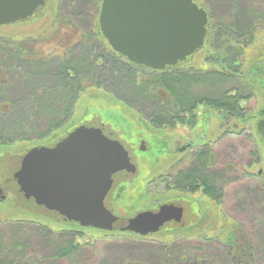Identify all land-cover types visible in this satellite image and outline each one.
Instances as JSON below:
<instances>
[{
	"label": "trees",
	"instance_id": "16d2710c",
	"mask_svg": "<svg viewBox=\"0 0 264 264\" xmlns=\"http://www.w3.org/2000/svg\"><path fill=\"white\" fill-rule=\"evenodd\" d=\"M62 1L60 18L72 33L68 32L65 41L55 46L54 41L38 43L36 39L0 42V89L3 92L6 88L8 96L6 101L0 100L1 142L13 144L51 136L72 120L76 103L91 87L107 89L155 129L175 130L188 124L193 117L191 114L199 106L220 113L223 121L247 120L242 103L249 99L248 95L232 90L215 94L214 89L239 77L245 48L253 42L258 30H264V13L260 9H251L240 0H219L227 4L226 18L229 20H215L212 26L209 25L204 48L209 64L214 63L222 69L192 73L187 66L155 70L129 62L111 49L101 33L99 15L103 0H91V8L84 9V12H77V8L71 13L66 12L68 9ZM203 1L209 3L213 0ZM88 16L93 19L91 28L76 24ZM71 18L76 22L69 20ZM13 80L29 84L19 98L8 95ZM200 87L207 88L210 94L193 93ZM218 184L211 196L215 195L220 202L223 185ZM176 188L175 180L173 189ZM207 189L209 192L208 185ZM259 205L264 207L263 202L257 200L255 206ZM232 223L234 226L230 230H214L213 237L200 233L199 245L190 251L177 243L181 239L179 231H172L176 235L173 241L155 243L153 246L157 250L143 249L146 254H156L157 251L162 264H255L250 232L234 219ZM110 234L133 238L140 243L145 240L130 233ZM120 243L107 245L102 255L106 256L108 249L111 253L114 246L119 247L118 253L121 252ZM216 246L226 256L221 257V261L208 251ZM95 249L93 236L73 228L56 232L33 221L0 222V264H93L87 255L95 254ZM120 255L118 264H150L137 255L129 258ZM188 256L192 258L187 260Z\"/></svg>",
	"mask_w": 264,
	"mask_h": 264
},
{
	"label": "rangeland",
	"instance_id": "374dc122",
	"mask_svg": "<svg viewBox=\"0 0 264 264\" xmlns=\"http://www.w3.org/2000/svg\"><path fill=\"white\" fill-rule=\"evenodd\" d=\"M95 1L97 2L98 0ZM240 1L245 6L256 10L260 9L264 13V0ZM194 2L207 12L209 19L207 33L209 25L212 26L215 20L221 22L222 20L228 19L226 18L228 15V8L225 2H220L219 0H213L209 3L203 0H194ZM60 5L63 6L62 0H48L47 6L38 19L29 23H18L0 27V42L36 39L38 43H49L54 41V43H56L54 44L55 46L63 42V40L65 41V37L71 33V29L66 28V25L60 18ZM90 5H92L91 0H64V6L68 9L66 12L70 13L75 12L77 8V12H84V9L88 7L91 8ZM69 20L75 21L76 19L71 18ZM92 20L91 16H88L80 19L78 21L80 23L75 22L78 26L80 25L88 29L92 26ZM61 29H63L64 32H61ZM67 42L69 44L71 43L69 39H67ZM208 57L206 49L203 48L195 57L194 61L187 66L188 70H192V73L205 72V70H220L214 63L209 64L207 60ZM242 59V66L238 72L239 77L233 78L225 84H221L216 90L214 87L213 89L215 94L226 90H232L241 92L244 96L248 95L249 99L242 103L247 118L246 121L230 119L221 123L220 113L209 107L200 106L198 109L200 113V123L195 129L191 131L181 127L175 130L155 129L148 124L146 126L142 117L135 110L121 102L115 95L109 94L107 89L91 87L82 94L76 103L74 116L71 120L72 124L67 130L69 131L79 126L100 128L103 129L106 136L122 143L126 149L130 151V155H133V163L138 164L137 166L139 167L140 183L137 184L138 186L136 185L137 187L134 186L133 188L136 187L134 189V194L140 198L145 195L143 194V183L145 184L149 178H155L166 170L164 167L165 165L162 164V166L160 163L165 160L174 163L177 160L178 155H176L173 150L181 145V139L188 138L197 144H202L203 141L209 139L215 140L214 142H217V144L213 147V151L216 154L217 169L223 171V169H221V166H223L220 162L221 160L224 161V163L231 162L236 165L244 161L248 165L247 170H245L248 174L241 175L240 171H238V174L231 173L230 176L235 175L234 177H236L238 175L242 177L240 179L242 182H237L238 184L228 186H226L225 183L223 199L220 202L217 201V204H214L210 199L204 197L202 193L193 196L194 200L198 199L201 202L200 212H197L195 206H193L195 209L192 207L186 208L184 221L187 226H189L197 220H202V222L204 220L202 227L213 225L215 222L214 227L209 228L207 231H202L206 236L213 237L212 232L214 230L215 232H224V229L230 230L233 228L234 224L232 221L225 220L224 218L227 216L232 217L236 222L240 223L242 226L244 225V229L247 230L248 233L250 232V242H253L254 245L253 253L255 255V264H264V207L260 208L261 210L259 211L255 206L257 200L259 202V199L260 203L263 202L264 204V194L258 193L257 195V181L264 183V134L258 132L256 124V114H259L261 109H264L263 29L255 33L253 42L243 52ZM212 83L215 85V82ZM27 85L29 86L28 83ZM27 85L25 81L13 80L11 86H9L8 95L12 96V98L23 96ZM208 88L212 92V87L210 88L209 86ZM209 90L205 87H200L198 90L194 89L193 93L197 91L200 94L208 95L210 94ZM6 96V88L3 92H1L0 89V100L6 101L8 97ZM62 131L63 130H59L56 134ZM141 137L146 139L150 146L148 152L141 151L139 144L140 139H142ZM50 139L51 137L42 140L16 142L8 144L6 145L7 147L4 148L6 152L3 155V159L8 164L9 183L6 201L0 203V220L7 218L9 221H33L47 225L56 232H61L73 227L74 223L69 221L65 222L59 215L50 213L44 208H38L33 201L23 202L22 200L25 199L18 196L19 187L15 181L14 174L20 168L21 158L27 151L36 146H49ZM138 159H142L141 162L138 163ZM239 169L241 168L239 167ZM259 171H261L260 176L258 175ZM219 173L221 176H218L217 180L220 182L218 185L224 186L225 177L228 174L225 172ZM260 177L261 179H259ZM133 178V175L123 173L116 176L115 185L119 186L121 182H129ZM158 188H149L151 189L147 195L150 200L149 203L133 200V198H131L132 195L125 200L126 203L114 202L113 214L122 218H133L138 212H157L159 208L155 207L151 209L146 205L157 203L153 197L157 198V196H161L158 194L160 190ZM176 194L177 192L175 190L171 193V197L176 196ZM168 196H170V194ZM133 202L136 208H129L127 210L125 204L132 206ZM110 204L112 205L111 202ZM106 206H108V210H112V206L108 204H106ZM132 210H134V212H132ZM261 222L262 225L260 224ZM177 228L178 225H176V223L163 226L158 233L143 237L145 238L143 243L133 238L113 237L110 234L112 232L107 231L98 230V232L88 228H84L82 231L83 234L86 233L93 236L96 241V253L90 254V257L87 255V258L92 259L90 262L93 264H118L120 253H122L120 256L123 255L127 258L137 255L150 264H162L163 260L159 255L157 256V251L156 254L155 252H151L150 255L146 254L143 248L151 247V249H153L156 247L153 245L157 242L159 243V241L164 243L173 241L176 235L171 229L178 231L176 230ZM73 229L78 231L81 230L77 228V226ZM171 233L173 235L170 236ZM184 238L186 240H193L196 237L191 236L189 238ZM119 243L122 245L121 252L118 253L119 247L114 246L111 248V253H109L110 249H108V254L104 253L107 255H102L104 247L110 244L117 245ZM190 248H192V246L186 251H190ZM208 251L211 256L218 261H221V257H226L220 247L216 246L210 248Z\"/></svg>",
	"mask_w": 264,
	"mask_h": 264
},
{
	"label": "water",
	"instance_id": "95a60500",
	"mask_svg": "<svg viewBox=\"0 0 264 264\" xmlns=\"http://www.w3.org/2000/svg\"><path fill=\"white\" fill-rule=\"evenodd\" d=\"M47 4L0 0V27L32 22ZM208 22L194 0H103L99 15L101 33L115 53L155 70L192 63L205 46ZM123 171L136 173L123 145L100 128L81 126L54 148L30 150L14 178L27 199L84 228L147 237L170 221H181L182 210L173 205L133 218L108 210L113 176Z\"/></svg>",
	"mask_w": 264,
	"mask_h": 264
},
{
	"label": "flooded vegetation",
	"instance_id": "af4514ba",
	"mask_svg": "<svg viewBox=\"0 0 264 264\" xmlns=\"http://www.w3.org/2000/svg\"><path fill=\"white\" fill-rule=\"evenodd\" d=\"M200 8L206 12V10L204 8H202V7H200ZM247 47H249V46H247ZM246 48H245V50H246ZM190 64H188V65H190ZM188 65H185L182 67H186ZM241 66H242V64H241ZM241 66H240V68H241ZM220 69H222V68H220ZM199 107L197 108V110L194 113L191 114V116H193L190 119L191 122H189L188 124L180 125L179 127L185 128L189 131L195 129L196 126L199 125V123H200L199 122L200 113L198 112ZM257 114H256V116H257V119H256L257 130L260 134H261V132L264 134V109H261L259 114L258 115ZM221 123H224V121L221 120ZM71 124H72V121L67 123L62 129H60L63 131L60 132L59 134H56V132H57L56 131L51 136H48L47 138L51 137L49 146H36L34 148H40V147L54 148L59 142L63 141L65 138H67V136L76 129V128H73V129L68 131L67 129L70 127ZM144 124L147 126L145 121H144ZM79 127H81V126H79ZM79 127H77V128H79ZM101 130L103 131V129H101ZM167 130H171V129H167ZM103 133H104V131H103ZM47 138H44V139H47ZM110 139H111V137H110ZM112 140H114V139H112ZM214 141L212 139H209V140L203 141L202 144H197L188 138L181 139V141H180L181 145L177 148H174V150H173V152L176 155H178L177 160L174 163H172L171 161H168V160H165V161L160 163L161 165L162 164L165 165L164 167L166 168V170L163 173H161L160 175L156 176L155 178H152V177H151V179L149 178V180L146 181L145 184L143 183V186H144L143 194H145V195L141 198L134 194V189L138 186L137 184L140 183L139 167L137 166L138 164L133 163V160H134L133 155H130V151L127 150L126 147L121 143L123 145V147L126 149V151L129 153L131 163L136 167V173L132 174V173H128L126 171H123V172L117 173L116 175L113 176L114 182H113L111 191L109 192V194L107 195V197L105 199V206H106V204L112 206L111 207L112 210H110V211L113 213L114 212L113 203L114 202H117V203L123 202L124 203L125 200L128 199V197H130L131 195L133 196V197L131 196V198H133V200H138L141 202L143 201L145 203H149L150 200H149V197H147V195L149 194V192L151 190L149 188H158V186H159L158 189H160V190H159L158 194H160L161 196L160 197L157 196V198L153 197V198H155L154 200H156L157 203L151 204V205L147 204L146 206L153 209L155 207L160 208L161 205L167 204V205H173V206L177 207L178 209H181L182 210L181 221L175 222L173 220V221L166 223L164 226L176 223V225H178V228L176 230H178L181 233L179 235L181 237V239L179 241H177V243H179V245L182 246V248L188 247V249H189L190 246H192V248H195L196 246L199 245L200 233L202 231H207L211 227H214L215 222L213 223V225H209L207 227H205V226L202 227L204 220H203V222H202V220H197L195 223L193 222L192 224L187 226L186 222L184 221L186 208L192 207L193 209H195L193 207V206H195L197 208V212H200V209H201V202L198 199L194 200L193 196L197 195L198 193H202L204 195V197H207L214 204H217L216 196L215 195L211 196V193H212V190H215L218 187L217 186V184H218L217 179H218V176H221V174L219 172H222V173L225 172L228 174L225 177L224 187H225V183H226V186H228V185L238 184V183L242 182L240 180L242 177H240L238 175H237L238 177L237 176L234 177L235 175L230 176L231 173L238 174V171H240L241 175L248 174L245 171V170H247L248 165L244 161H241L240 163H238V165H236V164H233L231 162L230 163H227V162L224 163V161L221 160L220 162L223 164V166H221V169H223V171L217 169L216 154L213 151V147L216 146L217 142H214ZM139 144H140L141 151H142V147L145 148V151H142V152H148L149 151L150 146H149L146 139H144V138L140 139ZM142 144L144 146H142ZM6 145H8V144L0 141V203H4V201H6V196H7L6 194L8 193V183H9L8 170H7L8 164L3 159V157H4L3 155L6 152L4 150V148L7 147ZM34 148H32V149H34ZM32 149H30V150H32ZM29 151H27L25 153V155ZM24 156L20 160V166H21V163H22ZM141 160L142 159H138V163L141 162ZM239 167L242 170L239 169ZM123 173L133 175L134 178L129 182H121V184L119 186L115 185L116 176H119ZM258 175L259 176L261 175V171L258 172ZM174 179L176 180V183H177V188L175 189L177 194H176V196L171 197V193H173L175 191L173 189L174 181H175ZM259 179H261V177ZM207 185H208L209 190H210L209 192H207L208 191ZM134 186H136V187L133 188ZM224 187L222 186L223 194L221 195L220 201H222L223 196H224ZM257 187H258L257 195H258V193L264 194V183L257 181ZM169 194H170V196H168ZM18 196L20 198L23 197V199H25V200L21 199L23 202L33 201L38 208H40V209L44 208L48 212L53 213V214H57L60 217H62L59 213H57L55 211H50L44 206L37 205L34 199H27L25 197L24 193H22L20 191V188H19ZM259 201H260V199H259ZM110 202L112 203V205L110 204ZM125 205H126L125 208L127 210L129 208L130 209L136 208L135 207L136 205L134 202H133L132 206H129L127 204H125ZM107 207L108 206H106V208ZM257 207H258L257 209H259V211H260L261 210L260 205ZM132 212H134V210H132ZM138 213H140V212H138ZM137 214H135L133 217H135ZM227 217L233 221L232 217H229V216H227ZM62 218H63V221H65V222L68 221L64 217H62ZM8 221L9 220L7 218L0 220V222H8ZM19 221H25V220H19ZM38 224H41V223H38ZM42 225H44V224H42ZM44 226H47V225H44ZM76 226H77V228L81 229L79 231H82V229H84V227L80 226L77 223H74L72 228H74ZM243 228H244V225H243ZM171 231H175V230L171 229ZM191 236H194L196 238L193 240L187 239L188 241L184 238V237L189 238ZM183 252L185 253L184 250H183ZM191 258H192L191 256H188L187 260L191 259ZM187 260H184V261H187Z\"/></svg>",
	"mask_w": 264,
	"mask_h": 264
}]
</instances>
